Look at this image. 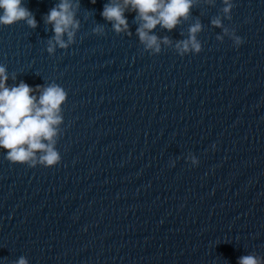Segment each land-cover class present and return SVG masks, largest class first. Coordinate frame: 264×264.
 I'll list each match as a JSON object with an SVG mask.
<instances>
[{"label": "water", "instance_id": "1", "mask_svg": "<svg viewBox=\"0 0 264 264\" xmlns=\"http://www.w3.org/2000/svg\"><path fill=\"white\" fill-rule=\"evenodd\" d=\"M58 2L22 0L36 28L0 25L6 85L67 92L58 164L0 149V264H264V0H230L231 19L222 0H194L172 30H151L159 52L140 42L135 11L131 34L116 33L100 14L109 0H78L75 42L49 54L44 16ZM197 21L202 49L181 56Z\"/></svg>", "mask_w": 264, "mask_h": 264}, {"label": "clouds", "instance_id": "2", "mask_svg": "<svg viewBox=\"0 0 264 264\" xmlns=\"http://www.w3.org/2000/svg\"><path fill=\"white\" fill-rule=\"evenodd\" d=\"M96 0H91L95 3ZM213 3L214 0H207ZM221 9L225 19H231L230 11L233 3L222 0ZM194 0H109L104 4L101 16L111 22L116 33H128L125 9L135 11L142 23L136 28V34L145 49L154 52L160 51L158 37L150 34L159 24L161 27L172 30L181 19H187ZM77 3L72 0H59L44 16L45 24L52 25L53 35L47 40L46 51L52 54L56 47L67 49L75 42L79 21L76 19ZM24 21L29 28H36L37 21L34 14L22 3V0H0V25H11ZM214 27H220L224 35H229L235 46L242 43L240 36L231 32L222 24V18L217 16L211 20ZM202 30L199 21L189 26L188 37L176 43L177 53L181 56L186 53H199L201 42L196 34ZM93 33L103 34V26L97 25ZM67 37L65 40L64 37ZM217 39H222L217 36ZM169 43L167 37L163 38ZM14 78V77H13ZM6 67L0 65V149H4L6 159L13 163L27 164L34 167L37 164L45 167L54 166L60 162V154L55 148L58 125L63 117L60 115L61 105L66 100L67 92L55 82L46 87L41 85L30 86L21 81L18 85L8 87ZM40 92L39 97L30 93ZM197 158L192 156V164H197ZM12 264H28L25 256H19ZM237 264H262L260 258L254 255H243Z\"/></svg>", "mask_w": 264, "mask_h": 264}]
</instances>
